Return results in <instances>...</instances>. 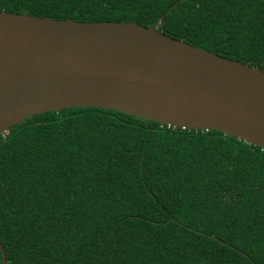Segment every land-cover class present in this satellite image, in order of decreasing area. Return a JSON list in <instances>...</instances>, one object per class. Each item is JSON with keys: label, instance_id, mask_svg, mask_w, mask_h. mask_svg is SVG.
Instances as JSON below:
<instances>
[{"label": "trees", "instance_id": "1", "mask_svg": "<svg viewBox=\"0 0 264 264\" xmlns=\"http://www.w3.org/2000/svg\"><path fill=\"white\" fill-rule=\"evenodd\" d=\"M0 12L161 19L164 36L264 72V0H0ZM0 243L6 264H264V151L104 108L31 116L0 136Z\"/></svg>", "mask_w": 264, "mask_h": 264}, {"label": "water", "instance_id": "2", "mask_svg": "<svg viewBox=\"0 0 264 264\" xmlns=\"http://www.w3.org/2000/svg\"><path fill=\"white\" fill-rule=\"evenodd\" d=\"M160 20L0 12V136L31 116L93 107L218 131L264 151V72L164 36ZM0 253L6 264L1 243Z\"/></svg>", "mask_w": 264, "mask_h": 264}]
</instances>
